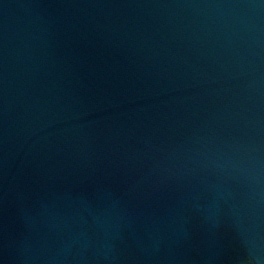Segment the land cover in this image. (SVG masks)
<instances>
[{"label":"water","instance_id":"95a60500","mask_svg":"<svg viewBox=\"0 0 264 264\" xmlns=\"http://www.w3.org/2000/svg\"><path fill=\"white\" fill-rule=\"evenodd\" d=\"M264 264V0H0V264Z\"/></svg>","mask_w":264,"mask_h":264},{"label":"snow or ice","instance_id":"6c2138e0","mask_svg":"<svg viewBox=\"0 0 264 264\" xmlns=\"http://www.w3.org/2000/svg\"><path fill=\"white\" fill-rule=\"evenodd\" d=\"M248 264H251V261H249Z\"/></svg>","mask_w":264,"mask_h":264}]
</instances>
